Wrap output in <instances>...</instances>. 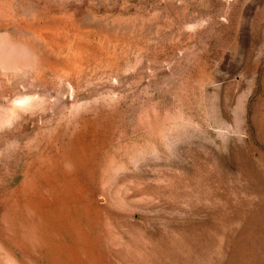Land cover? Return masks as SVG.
<instances>
[{"label": "rangeland", "instance_id": "1", "mask_svg": "<svg viewBox=\"0 0 264 264\" xmlns=\"http://www.w3.org/2000/svg\"><path fill=\"white\" fill-rule=\"evenodd\" d=\"M0 264H264V0H0Z\"/></svg>", "mask_w": 264, "mask_h": 264}]
</instances>
